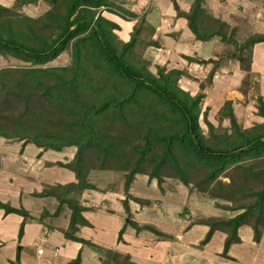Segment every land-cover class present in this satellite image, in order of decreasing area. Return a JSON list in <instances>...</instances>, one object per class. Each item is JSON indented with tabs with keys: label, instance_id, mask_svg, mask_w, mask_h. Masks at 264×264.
<instances>
[{
	"label": "trees",
	"instance_id": "trees-1",
	"mask_svg": "<svg viewBox=\"0 0 264 264\" xmlns=\"http://www.w3.org/2000/svg\"><path fill=\"white\" fill-rule=\"evenodd\" d=\"M94 2V7L103 4L110 8L107 0H94ZM201 2L202 0H194L187 11H182V9L179 11L187 19V24L195 39L204 41L214 36L219 37L226 45L235 47L233 54L237 55V59L241 64L249 68L251 51L249 49L247 55V58H249L246 60V55H243L242 50L251 48L255 44H264V34L253 33L246 35L243 41L239 43L238 38H235L233 34V29L227 33L228 25L223 19H209L207 14H204ZM94 13L82 17L81 20L73 19L66 23L65 31L62 33L64 36L47 35L49 39L36 37L38 40L35 42L38 43L34 45V42L33 44L28 43L27 34L22 27L13 25V13L0 4V52L2 54L9 53L14 57L30 61L32 64L42 65L64 51L68 42L72 41L73 65L70 66L71 68L33 67L28 70L22 68H12L10 70L2 68L0 70V136L21 140L27 139L42 149H74L73 159L59 164L70 168L74 172L76 181L48 186L40 193H34V195L55 197L58 201V206L54 214L58 213L62 204H67L71 213L68 227L63 233L67 238L85 242L75 235L79 225L88 224V221L82 216V211L85 208L79 204V195L85 189L104 188L96 187L94 183L89 181L88 175L94 167L88 168L85 165V161L90 160L88 149L102 145L106 155H114L119 162L116 164L117 167L113 169L124 176L123 191L125 198L122 203L131 225L137 231L144 228L151 231L157 238L165 237V233L160 229L151 226L138 228V225L129 218L128 201L131 199L140 203L143 202L141 198L128 192L129 185L135 174H147L159 182L165 181L164 178H170L169 180L174 186L176 184L184 186L190 183L193 185L197 184H195L193 178L190 180L188 179L190 177H186L182 173L181 176L174 179L172 176L157 177L154 174L150 175L142 171L143 155L152 151L157 143L155 140V129L147 127L149 125L147 123V132L142 135L143 137L136 133V130H133L136 127L135 123L133 127V122L129 120L130 113H127L126 109L134 107L137 97L153 94L170 109V116L178 117L186 125V135L182 134L184 132L178 131L174 135L165 136L161 146L162 155L160 156V162L156 161L157 165L155 164V167L159 168L165 157V162L168 160L171 164H177L175 165L177 171H184V168L179 164L174 146H172L173 141H175V146L181 151L180 155L183 156L188 153V157H185L188 159V164L193 167L194 171H197L196 174L198 176L202 175L200 177L203 185H197L195 188L197 192L207 193L209 190H225V186L236 192L237 189L234 182L230 180L231 182L227 184L220 179V175L226 170L236 168V172L241 175L239 179H243V194H248L244 195L247 198L242 200L235 197L233 193L230 199L226 198L234 203L227 205L228 208L239 211L235 215L229 217L208 216L193 222L194 224L200 223L208 227L202 243H206L215 231H221L225 234L222 254L227 255L229 246L232 243L241 241L238 231L242 226H250L253 230L254 240L259 241L264 230V121L251 128L241 129L233 114L231 103L227 102L223 106L226 110L223 115L229 118L233 131L215 134L214 141L210 143L209 139L202 135L198 122L200 102L204 94L198 92L195 95H191L181 89L178 84L175 87H170L168 76H164L166 78L163 83L158 80L148 81L141 79L142 75L139 69L131 61V59H134L133 56H130V58L128 56L131 49L143 38V29L153 28L151 24L142 17L137 23L138 26L131 31L129 39L122 41L112 31L113 27L119 28V25L102 15L95 20L93 19ZM128 13L135 14V12L131 11ZM207 18L209 21L206 20ZM2 49H6L5 52ZM229 51L231 50L229 49ZM62 70L64 74L59 72ZM14 72L19 76L13 77L12 73ZM175 72L179 71L176 70ZM213 72L214 70H211V76ZM107 76L112 77V79L107 78ZM14 78L18 79L16 82L17 86L10 87L7 80H13ZM176 80L178 82V79ZM127 83L133 86L127 88L129 86ZM11 94L14 97L16 95L21 97L22 102L20 99L11 101L9 97ZM31 95L34 98H38L36 100L30 99L32 98ZM40 99H46L48 105L52 103L49 105L51 109L47 108L43 112L40 109L41 106L38 107ZM257 99L259 104L256 113L261 118H264V101L259 96ZM16 101L22 104V108L18 111L16 117H10L11 114L6 112L7 107L13 108ZM70 101H74V103H70ZM46 113L51 116L46 115ZM54 113L60 115L61 118H51ZM141 115L144 116H142L143 119H146L148 118L146 116H150L151 113L145 110ZM50 118L52 120L55 119L54 122H62L64 127L60 130L51 128L47 123ZM106 120L112 122L124 121L125 127L133 133L132 137L127 138L126 135L125 139L119 138L121 140L119 141L120 143L117 142L121 145L122 142L129 140L133 147L135 146L134 150L137 151L138 155L131 163L117 156L120 153L125 155L126 152L118 148L119 145L114 143L112 138H108ZM152 120H154L153 117ZM3 122L8 123L10 126L12 123L16 124L17 127L22 128V132L17 133L14 130L7 129L4 126L6 124H3ZM205 123L211 129L210 132L215 129L216 132H223L218 130L219 126L215 127L211 122L205 120ZM25 131L29 133H24ZM149 134L151 135L150 138ZM152 137L154 138L153 140H151ZM187 142L191 147L184 145ZM129 164L130 166L128 167ZM96 169L105 170L106 167L101 166ZM112 189L116 190L114 187ZM210 196L220 199V196H216V194H211ZM0 208L4 210L5 214L13 212L25 218L30 216L23 207L15 208L0 202ZM47 214L48 212L45 211L44 215ZM23 223L21 222L20 224L18 237L23 233ZM102 250L107 254L108 264H135L131 261L129 254H122L109 249ZM16 261L18 262V255L16 256ZM66 264H80V256L77 255Z\"/></svg>",
	"mask_w": 264,
	"mask_h": 264
},
{
	"label": "rangeland",
	"instance_id": "rangeland-1",
	"mask_svg": "<svg viewBox=\"0 0 264 264\" xmlns=\"http://www.w3.org/2000/svg\"><path fill=\"white\" fill-rule=\"evenodd\" d=\"M109 3V7L107 8L105 5L101 4L98 7H94L93 4L95 3L94 0H0V4L7 7L12 13L14 22L13 25H17L19 27H22L26 34H27V41L29 44L36 45L35 42L36 37L39 38H45L49 39L47 35L51 36H64L62 33L65 31V25L66 23H69V21L74 20H81L82 17H85L86 15L90 13H94L93 19L96 20L99 19L100 15L107 18L108 20H111L119 25V28L113 27L112 31L114 34H117L119 37L126 36L127 40L129 39V35L131 31L138 26V22L140 19L144 16L146 21L153 25V22H149L151 19L150 17L146 16L145 14L148 12L149 8L151 9H157L162 8V5L166 2H170V6L168 7L169 11H162V15H158V18L161 17V20H163V17H168V21L166 23H170L169 27L166 29L162 28H156L153 26V29H143V38L138 41V44L131 49L130 56L134 59H131L134 66L139 69L140 74L142 75L140 78L145 79L148 81L158 80L160 83H163L165 78L164 76H168V81L170 87L177 86L178 82L176 79L179 77L182 80H186V77L183 78V74H187L186 69H190L191 66L194 63L198 64L199 68H205L206 70L203 71V73L207 72L205 76L202 78L203 80L199 84V82H196L193 84L192 82H185L181 81V89H184L192 93V89L188 86H195L197 88H200L198 90L199 92L203 93L202 101L200 102V115H199V125L202 130V135L207 137L210 143L214 141L215 134H220L224 132H232L233 128L231 123L229 122V118L227 116H224L223 114L226 112L224 105L215 104L214 102V95L213 93H209V96L207 97L206 101L204 99L205 93L203 92V89L208 85V83H211L212 76L210 75L211 70H215L217 67L216 65H219L220 62H222L226 56L231 55V57L234 59L237 58L236 54H233L235 52V47L229 45V48L231 51L228 50H222L223 52H213L210 60H201L199 58L195 57H186L184 60L181 61V63L178 61L176 64H174L173 58L168 54L173 53V47L170 42H172V39L176 40V35H173L174 32H179L178 35H180V29L183 26L184 16L182 13H179L181 11L180 7H183L184 9H187L188 5L193 1L192 0H107ZM212 0H203L201 2V7L203 8V5H207ZM94 2V3H93ZM144 2V3H142ZM81 6H76V5ZM143 4V5H142ZM180 4V5H179ZM203 4V5H202ZM166 5V4H165ZM164 5V6H165ZM192 5V4H191ZM213 6H216L219 10L215 9H209V8H203L204 14H207L208 18L211 19H224V21L227 23V33L230 32L231 29L234 30L233 34L235 38H238L239 43L243 41V39L246 37V35L253 34V33H261L264 34V0H216V4H213ZM218 6V7H217ZM191 7V6H190ZM135 12V14H130L128 12ZM158 11L156 10V13ZM159 13V12H158ZM215 14H218L215 15ZM99 16V17H98ZM160 16V17H159ZM147 17V18H146ZM77 18V19H76ZM206 19L209 21V19ZM149 21H148V20ZM178 22V26L176 28H171L172 23L175 21ZM173 20V21H172ZM187 20V19H186ZM205 20V21H206ZM211 21V20H210ZM207 22V21H206ZM229 23V24H228ZM121 25L124 27V32L121 31ZM174 25V24H173ZM156 28V29H155ZM171 31V32H170ZM130 32V33H129ZM155 32V33H154ZM170 32V33H169ZM160 33V34H158ZM31 36H30V35ZM157 34V36H156ZM169 34L170 37L166 36ZM67 36V35H65ZM121 39V38H120ZM124 41L123 39H121ZM125 40V41H127ZM186 42H181L182 44L179 45L181 49H189L188 45H191L192 43L196 44V46H199V51H205L209 52V46L211 45V42H199V41H189L188 39H185ZM177 42V40H176ZM175 44V43H173ZM178 43H176L177 46ZM40 45V44H39ZM264 45V44H263ZM193 46V45H192ZM254 46H251V48H245L242 50L243 55H247L249 53V49L251 51L250 53V64L252 63L253 56L257 53V49L254 52ZM194 47V46H193ZM227 47V46H226ZM263 47V46H262ZM3 50V49H2ZM6 49L3 51L5 52ZM72 41L68 42V44L65 47V50L59 53L55 58H53L51 61L39 65V64H32L30 61H25L23 59L14 57L10 55L9 53H1L0 52V70L2 68H8L9 70L12 68H22L25 70H28L33 67H69L73 65L72 61ZM169 51V52H167ZM168 56V57H167ZM209 62V63H208ZM212 64V65H211ZM249 64V65H250ZM211 65V67L208 69V67ZM181 68V69H178ZM248 70L249 68L246 67ZM179 72H175V71ZM202 71V70H201ZM61 74H64L63 70L59 71ZM13 77L19 76L16 72L12 73ZM178 76V78H177ZM164 77V78H163ZM202 77V76H200ZM107 78H111L107 76ZM211 78V79H210ZM85 79V78H84ZM14 80V81H13ZM7 80L10 87H16L17 86V80ZM189 81H193L192 79H188ZM252 81V78H251ZM128 85L130 83H127ZM179 85V84H178ZM201 85H203L201 87ZM133 85H129L128 87H132ZM16 89V88H15ZM187 92V93H189ZM189 93V94H190ZM195 95V94H193ZM262 97L261 94H257V97ZM11 101H15L16 99L22 100L21 97H14L12 94L9 96ZM32 98L30 99H37L38 97L34 98L31 95ZM257 97L254 99V111L250 114L249 117L246 118V123H242V126L247 128H251L259 123H262L264 121V118H261L259 115H257V107H258V99ZM263 99V98H262ZM40 104L38 107L41 106V110L44 112L47 108L51 109L49 105L47 104L48 101L46 99H40ZM205 101V102H204ZM264 101V100H263ZM22 102V101H21ZM160 99L157 98L156 95L148 94V95H141L140 97H137L136 104H134L132 108L126 109L127 113H130L129 120L130 122H133V127L135 123V128L133 130H136V133L140 134L141 136L147 132L146 131V125L147 127H153L155 129V135H156V141L157 143L153 147L152 151L148 152L147 154L143 155V162L142 165V171L146 172L150 175H156L157 177L162 176H172L178 177L181 176V173L184 174L186 177H190L188 179H194L195 184L198 186H202V175H197V171L193 170V167L188 164V159L185 157H188V153L181 156L180 150L176 145V142L173 141L172 146H174L175 153L178 157L179 164L184 168V171L179 172L176 170L175 165L177 164H171L168 160L165 162H161L158 167H155V164L157 165L156 161L160 162V156L162 155V143L164 142L165 136H171L174 135L175 132H184L183 135H186V125L182 120L178 119V117H172L169 115L170 109L167 108L162 103ZM17 103V104H16ZM70 103H74V101H70ZM48 105V106H47ZM169 105V104H168ZM22 108V104L18 101H16L13 105V108L10 106L7 107L6 112L8 114H11L10 117H16L18 114V111ZM222 109V112H221ZM224 109V112H223ZM145 110H148L149 113H151L150 116H146L148 118L143 119L141 115ZM141 113V114H139ZM48 113H46L47 115ZM51 116L50 114H48ZM167 115V116H166ZM56 117V119L61 118L58 114H53L51 118ZM144 117V116H143ZM152 117L154 120H152ZM50 118V119H51ZM245 118V117H241ZM48 119L47 123L48 126L53 127L55 130H60L64 127L62 122H54V120ZM205 120L207 121H213L216 120L219 123V129L223 132H216L207 126L205 123ZM242 120V119H240ZM146 122V123H145ZM107 126V135L109 139H113L114 143H117L121 141V139H125L126 135L127 138L130 136H133V133L125 127L123 123L124 121H115L112 122L110 120L105 121ZM3 124L7 129L14 130L15 132H22L21 127H17L16 124L12 123V127L6 123L3 122ZM239 125V124H238ZM240 127V126H239ZM241 128V127H240ZM244 128V129H245ZM18 129V130H17ZM128 129V130H127ZM243 129V128H241ZM134 132V131H133ZM24 133H29L25 131ZM135 133V132H134ZM129 134V135H128ZM180 134V135H182ZM122 136V137H121ZM143 137V136H142ZM151 135L149 134V138ZM2 138V139H1ZM160 138V139H159ZM154 138L152 137L151 140ZM158 139V140H157ZM211 139V140H210ZM128 140V139H127ZM112 141V142H113ZM58 143V142H57ZM120 143V142H119ZM118 144V143H117ZM29 145L30 147L33 146L34 151L29 152L27 150ZM119 145V144H118ZM187 147H191L190 144L187 142L184 143ZM136 146L137 142H136ZM135 147V146H134ZM133 144L131 141L122 142L121 145H119L118 148H121L123 152H126L125 155H121V153L117 156L125 159V161H128L131 163L133 159L138 155L137 151L134 150ZM34 143L31 141H28L27 139H18V138H5L0 136V168L2 159H4V163L6 166V169H12V170H22L29 176H36L40 171L44 168V166L48 167L51 165L50 163V157L46 158L47 156L45 154H42ZM41 153V154H40ZM46 153H50L49 151H46ZM90 160L85 161L86 167L90 168L91 166L94 167L95 170L98 167H106L103 171H114L113 168L117 167L116 164L119 162L116 160L114 155L107 156L104 151V146H93V148L88 149ZM50 156V155H49ZM162 160V159H161ZM130 164L128 165V167ZM45 167V169H46ZM92 169V170H94ZM118 169V168H117ZM126 170V169H125ZM237 169H229L226 170L223 174L220 175V179L225 182H234L236 184V192H233L231 189H229L227 186H225V190L220 191H211L207 193H201L196 191L197 185L188 184L187 186L181 185L180 187H175L173 183L169 180L170 178H164L162 182H159L156 180L153 183H149L148 179H152L145 175H136L134 176L133 180L131 181L128 192L130 194L136 195L137 197L141 198L143 200L142 203L139 201L130 200L128 202V205L130 207L131 217L133 218V222H135L138 225V228L141 226H151L153 228H158L161 231L165 233L164 240L161 241L158 238L156 239L154 235H152L150 232H136L135 227H133L129 220L126 221V210L123 206V199L125 198V195L123 194L122 189L118 190L122 185V180H116L114 179V175L107 174L104 175L106 179H102L104 181H98L99 184L105 183L104 190H113L114 193L108 192V193H101L104 191L98 192H91L89 191L88 195L84 196V199H105V201L112 202L111 204L100 205L96 203L95 205V216L98 214H104L105 212H108V215H111L112 222L115 221V223H120L119 227L117 229L116 235L118 238L123 237V241H125V245L123 246L125 250H129L133 254V260L137 262V264H151L148 259L145 257L147 256V253L145 251H149L150 248L155 245H159L162 247V249L169 248L170 251H168V255L170 259L173 257L174 264H192L193 261L196 264H206V261L199 259V255H201V248L200 243H202V240L197 243V245H193L191 247H187L186 249L179 250L178 245L179 243L186 242V237L190 235L192 231H188V224H194L193 222H196L198 219L212 216V217H229L235 215L238 210H231L228 208L227 205L234 204L231 201H228L227 199H230L232 193L235 197L239 199H245L247 197H244L243 194V179L240 180L239 176H241L239 173L236 172ZM128 172V171H125ZM96 174L99 176V172L96 171ZM138 174V173H137ZM195 175V176H194ZM226 175V176H225ZM114 176V177H113ZM201 176V177H200ZM117 182L113 183V179ZM141 177V178H139ZM6 178V177H5ZM33 178V177H32ZM8 179V178H7ZM142 179V180H141ZM145 179V184H142V181ZM155 179V178H154ZM172 179L173 181H176ZM231 180V181H230ZM124 181V176H123ZM164 183L165 191L170 190L172 193L170 196L164 197L163 194V187L162 183ZM169 183V185H168ZM224 183V184H225ZM213 185V184H212ZM172 186V187H171ZM177 186V184H176ZM247 186V184H246ZM112 187L116 188L112 189ZM177 188V189H176ZM186 191V192H185ZM117 193V194H116ZM187 193V194H186ZM188 193L191 194L192 197H187ZM211 194H216V196H220V199L211 197ZM173 198L177 201V205L175 206L173 203ZM227 198V199H226ZM237 198H235L237 200ZM167 199H169L168 202H165ZM83 202H87L82 199ZM100 201V200H99ZM98 201V202H99ZM89 203V202H87ZM173 204V205H171ZM223 206V207H222ZM109 209V210H106ZM120 214V215H119ZM84 215L86 217H89V212H85ZM117 215L118 217H116ZM44 212L37 211L36 213H33V215L29 217H23L22 222L26 223L28 221H31L30 223L35 222L39 225V228H46V230H50L48 228V225L46 226L42 220L44 218ZM130 217V216H129ZM126 218V219H125ZM132 221V220H131ZM50 224L54 223L52 220H48ZM23 223V224H24ZM25 229V224H24ZM143 229V228H142ZM44 230V229H43ZM145 231V229H144ZM207 231V230H206ZM252 231V232H251ZM239 234L247 235L250 234L245 238V241L243 242H252L248 240L249 237H252L251 240H254L253 238V230L250 226H244L241 228L240 231H238ZM206 234V233H205ZM200 232L195 235L199 236ZM116 236V238H117ZM193 235V240L194 237ZM202 236L205 237L203 234ZM157 240V241H155ZM160 241V242H159ZM165 241V242H164ZM191 241V240H190ZM255 241V240H254ZM209 242V240L207 241ZM221 242V238L219 235L215 236L212 244L209 245V250L212 251L213 248L216 246L219 247ZM224 243V242H223ZM205 244V243H203ZM188 246V245H187ZM264 246V243H263ZM258 252L260 254H264V247L258 246ZM143 249L141 252L138 251V249ZM220 249V250H219ZM216 251H223L222 245L220 248H218ZM215 251V252H216ZM104 254V250L101 251ZM241 252L244 253V249L242 248L241 251H238V254H241ZM131 255V254H130ZM129 255V256H130ZM190 255H193L194 257H188ZM227 256V255H224ZM131 257V256H130ZM132 260V259H131ZM214 264H217L215 261H213ZM11 264H19V262L15 263L14 261L11 262ZM49 264V263H47Z\"/></svg>",
	"mask_w": 264,
	"mask_h": 264
},
{
	"label": "crops",
	"instance_id": "crops-1",
	"mask_svg": "<svg viewBox=\"0 0 264 264\" xmlns=\"http://www.w3.org/2000/svg\"><path fill=\"white\" fill-rule=\"evenodd\" d=\"M166 2L162 5V8L151 9V10L149 8L148 12L145 14L146 16L151 18L149 19L150 21L148 19L147 20L149 22H153L152 27L155 26L156 28L159 29L164 28L166 30L169 27L170 23H166V21H168L169 19L168 17H163V20H161V17L159 16L160 18H158V15H156V14L162 15V11L170 10L168 8L170 6V2L168 3ZM191 4L192 2L188 5L187 9H184L183 7L180 8L182 9V11H187L190 8ZM213 4H216V0L210 1L208 6L203 4L202 5L205 8L215 9L216 6H213ZM156 10L159 13L158 12L156 13ZM215 10H219V9L216 8ZM215 15L218 16V14ZM182 24L183 26L180 29V35H178L179 32L177 31L173 33V35H176L177 42L175 39H172V42H170L174 49L172 50L173 53H169L168 56L172 55L171 57L172 58L174 57L173 58V60L175 59L173 62L174 64H176V62L179 61L181 65H184L182 64L183 63L182 61L184 60V58L187 59L186 57H191V58L195 57L203 61L210 60L209 56L211 57L213 52H216V54L217 51L219 50H220L219 52H223L221 51V49L224 51L225 50L229 51L228 49L229 45L223 43L217 36H214L213 38L204 41L195 39V36L191 31V29L189 28L185 17ZM177 26H178V22L175 19V21L171 25V28L173 29L176 28ZM121 31L122 32L125 31L122 25H121ZM126 36H128V34ZM126 36H122L120 38L125 41L127 40ZM166 36L170 37L169 34L165 35V37ZM185 39H188V42L189 41L211 42V45L209 46V52L199 51V46H196V44L194 43L188 45L189 49H181L179 45L182 44L181 42H186ZM176 43H178L177 46ZM254 48H255L254 52L257 48L258 49H257V53L253 56L252 63L249 65V70L246 68L247 66L241 64L236 57L233 59L231 55H229L228 53L226 58L222 62H220L219 65H216L217 67L213 72L211 83H208V85H206V87L203 89L205 96L207 94V96L204 97L205 101L209 96V93H213L215 94L213 98L215 104H219L222 106L225 103L230 102L235 119L239 124V126L243 129L245 127L244 125L242 126V123L243 124L246 123L247 120L246 118L249 117V113L251 114L254 111L253 104H254V99L257 97V94H261L264 100V45L255 44ZM211 65L208 67V69L211 67ZM190 66H191L190 69H186L188 75L183 74L184 75L183 78L186 77V80H182L181 79L182 77L178 78L179 86H181L180 84L181 81H184V83L192 82L193 84L196 81L199 82L200 84L201 81L203 80L202 78L207 73V72L203 73V71L206 69L199 68L197 63H194L193 65ZM188 79H192L193 81H189ZM188 87L192 89V93L187 91L191 95L198 93L199 92L198 90L200 89L195 86L192 87L188 86ZM196 88L198 90L195 91ZM241 117H245V118H241ZM210 122L215 127L219 125L218 121L216 120ZM27 146L28 147H26L25 145V147L29 152L34 151L33 146L32 147H30L29 145ZM40 149H41L40 152L47 156L46 158L50 157L49 161L51 165L48 167L44 166V168L40 171V173H38L35 177L32 175L29 176L24 171L19 169L17 170H12V169L10 170L9 168L6 169L5 163L3 161L4 159H2L1 168H0V202L6 203L15 208L23 207V209L28 211L29 215L31 216L33 215V213H36L37 211L39 212L47 211L48 214L44 215L45 217L43 218L42 222L46 226L48 225V228L50 230L49 231L46 230L45 227L39 228V225L36 224L35 222L30 223L31 221H28L24 223L25 229L23 225V233L20 237H18L19 227L23 220V216L13 212L5 214L4 210L0 208V264H11V262L13 261L17 263L16 261L17 255H18L19 264H47V263L66 264L70 260L74 259L77 255L80 256V264H108L107 254H105V252L103 254L101 252L102 249H109L111 251H116L122 254H129V255L131 254L130 255L131 256L130 259H132L131 261L137 264V262L133 260L132 252L124 249L123 246L125 245V241L122 240L123 237L119 239L118 236L116 235L120 223H115V221L112 222L111 215H108V212H105L104 214H98L95 216V212H94V209L96 208L95 204L98 203L100 205L101 203L102 205L106 206L107 204L112 203L110 202L111 200L105 201L107 197L104 200L99 199L100 201L91 198L84 199L85 198L84 196L88 195L91 192L100 193L101 191H104L101 193H108V192L114 193L113 190L111 189L110 190H104L101 188L88 189L90 192L87 191V189H85L79 195V204L84 206L85 208L82 211V216L88 221V224L79 225L77 230L75 231V235L76 237L81 238L85 242H82L81 240H73L65 236L63 231L67 229L69 224V217L71 213L70 208L67 206V204H62L58 210V213L54 214L58 206L57 199L50 195L36 196L34 195V193H40L45 187L48 186H53L56 184H65L76 181L74 172L70 168H67L59 164V163H66L68 161H71L74 156V149L73 148H64L61 150L42 149V148ZM46 151H49L50 153H46ZM96 171L99 172V176L96 174ZM106 173L114 175L115 176V177L113 176L114 179L119 181L122 180L123 182L122 173L118 171L112 172V170L103 171L98 169L97 170L94 169L90 171L88 175L89 181L94 183L96 187L98 186L103 188L105 183L99 184L98 181H104L102 179L109 180L108 178L106 179V177H104V175H107ZM136 175L147 176L146 174H142V173H138ZM111 179L113 178L111 177ZM114 179H113V183H117ZM154 181L156 183V179L154 178L148 179L149 183H153ZM164 183L165 182L162 183V187L164 190L162 195L164 197L170 196L172 192L170 190L165 191ZM142 184L143 185L145 184V179L142 181ZM180 186L181 185H177L175 187H180ZM121 189H122L121 192H123V183L121 187L117 189L118 192ZM123 194L125 195V193ZM187 197H192V196L191 194L188 193ZM82 199L89 203L83 202ZM172 200L175 201L173 204L176 206L178 204L177 201L174 198ZM168 201L169 199H167L165 202ZM85 212H89V217H86L84 215ZM129 212L131 213V210ZM115 216L118 217L117 215ZM129 216H130L129 217L130 220L133 221L131 214H129ZM126 218H127V214H126ZM49 219L54 221V223L50 224L48 222ZM127 220L128 218L126 219V221ZM243 227L244 226L240 227L239 231ZM189 230L192 232L189 233L190 235H188V237H186V242H184V244L179 243L178 245L179 250L182 249V253L180 252V254H183V250L186 249L187 247L189 248L193 245H197V243H199V241H201L204 238V236L202 235L203 234L205 235V233H207L208 227L200 223H195L191 225L188 224V231ZM139 231L145 232V235L147 232L148 233L150 232L152 235H154L151 231L147 229H145L144 231V228L138 231L136 230V232ZM199 232L200 235L195 236ZM193 235L195 236L194 240H193ZM217 235H219L221 238L220 246L219 247L216 246L215 248H213L214 251H212L211 249L209 250V245L212 244L215 236ZM239 235L241 241L238 243H232L229 246L227 256H224L222 254L223 251L219 252L216 250L220 248L221 245L223 248L225 234L221 231H215L210 237L209 242H206L205 244L200 243L201 248L199 247V249L201 250L200 251L201 255H199L200 256L199 259L202 258V260L206 261V264H214L213 261H215L217 264H264V254L263 253L260 254L258 252L259 249L258 246L264 247L263 246L264 230L261 234L259 241L251 240L252 237H249L248 240L252 242H243L245 241V238L250 234L247 235L239 234ZM155 238L157 239L156 236ZM158 239L161 241L164 240L163 238H158ZM242 248L244 249V253L241 252V254H238L237 252L241 251ZM142 250L143 249L140 248L138 249L139 252H141ZM170 250L169 248L162 249V247H160L159 245H155V246L152 245L149 251H145V253H147V256L145 258L148 259L151 264H174L175 258L172 257L170 259L168 255V251ZM188 257L193 258L194 256L190 255ZM192 264H196V263H194L193 261Z\"/></svg>",
	"mask_w": 264,
	"mask_h": 264
}]
</instances>
